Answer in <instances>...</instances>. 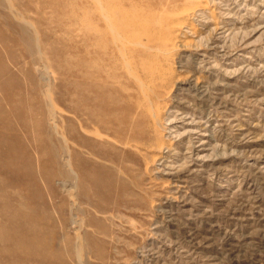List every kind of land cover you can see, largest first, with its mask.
I'll return each mask as SVG.
<instances>
[{
	"label": "rangeland",
	"instance_id": "rangeland-1",
	"mask_svg": "<svg viewBox=\"0 0 264 264\" xmlns=\"http://www.w3.org/2000/svg\"><path fill=\"white\" fill-rule=\"evenodd\" d=\"M0 264H264V0H0Z\"/></svg>",
	"mask_w": 264,
	"mask_h": 264
},
{
	"label": "bare ground",
	"instance_id": "bare-ground-1",
	"mask_svg": "<svg viewBox=\"0 0 264 264\" xmlns=\"http://www.w3.org/2000/svg\"><path fill=\"white\" fill-rule=\"evenodd\" d=\"M85 102H86V101H85ZM123 105H124V104H123ZM86 107H87V106H86ZM127 108H128V107H127ZM127 108H126V112L128 111ZM89 111H90V110H89ZM89 111H88V113H87V111H86V113L84 112V113H85V114H84L85 117H86V116H87V117H90V116L92 115V112H89ZM80 113H81V112H80ZM82 114H83V113H82ZM95 116H96V115H95ZM125 116H127V114L124 115V121H123V123L127 122L128 120H130V119L127 120V118H126ZM87 117H86V118H87ZM148 117H149V116H148ZM90 118H91V120H93L92 117H90ZM87 121L90 122V123L93 122V121L91 122L90 119L87 120ZM97 121H98V120H97ZM97 121L95 120V122H97ZM150 121H151V120H150ZM88 122H86V124H85L86 127H87V125H88V124H87ZM83 123H84V122H83ZM104 123H105V122H104ZM145 123H147V120H145V119H144V120H143V119H138V124H137L136 127L138 128V127L142 126V124H145ZM146 126H147V125H146ZM146 126H145V127H146ZM145 127H140L142 133H140V135H139L138 138L136 137V141H137V142H140V141H143V140H147V139H148V138H147V137H148V128H147V131H146V128H145ZM105 128L107 129L106 126H105ZM106 129H105V130H106ZM124 130L126 131L127 129H124ZM123 133H124V132H123ZM133 134H134V133H133ZM133 134H132V135H133ZM135 134H136V133H135ZM116 135H118V134L116 133ZM133 137H134V136H133Z\"/></svg>",
	"mask_w": 264,
	"mask_h": 264
}]
</instances>
